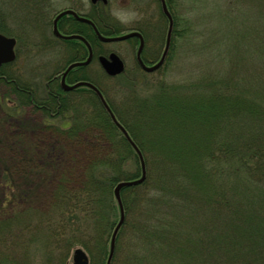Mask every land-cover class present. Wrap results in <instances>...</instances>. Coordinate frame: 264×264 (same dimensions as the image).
<instances>
[{
	"label": "trees",
	"instance_id": "obj_1",
	"mask_svg": "<svg viewBox=\"0 0 264 264\" xmlns=\"http://www.w3.org/2000/svg\"><path fill=\"white\" fill-rule=\"evenodd\" d=\"M165 2L172 17L167 63L190 28L178 1ZM238 11L219 13L218 20L232 19L229 37L209 51L229 69L199 76L182 95L159 84L161 96H138L136 79L121 74L129 91L119 111L87 78L142 158L90 88L71 96L83 97L78 105L56 78L38 85L23 82L10 64L0 67V264H29L31 247L40 264H69L76 247L88 264H106L120 218L113 190L140 178L141 159L144 179L120 189L124 219L109 264H264V0L247 5L246 15L259 21L254 32ZM87 14L100 33L121 32L99 6ZM75 26L94 55L105 53L83 24ZM141 31L147 45L150 33ZM65 42L73 57L87 54L77 39ZM148 49L144 59L155 57ZM25 107L44 111L37 121L22 119Z\"/></svg>",
	"mask_w": 264,
	"mask_h": 264
},
{
	"label": "rangeland",
	"instance_id": "obj_2",
	"mask_svg": "<svg viewBox=\"0 0 264 264\" xmlns=\"http://www.w3.org/2000/svg\"><path fill=\"white\" fill-rule=\"evenodd\" d=\"M77 1L55 0L56 4L54 10L61 7H76L79 11L88 13V9L90 8L89 0H80L82 4H80L79 7L76 6V4L78 5ZM108 1L106 16L108 19L116 23L118 22L110 15V10L114 6H133L137 9L140 13V18L127 25L118 23L120 25L119 31L125 32L133 28H144L146 32L150 33L151 37V39L149 38V40H147L145 48L148 46L149 52L155 54L154 56L156 57V55L162 51L167 24L163 16H161L157 1ZM176 1H178L177 6L174 5V7L178 16L187 18L186 24L190 29H187V33H185L184 37L179 38L176 41L167 63H164L159 69L149 74L144 73L141 69L137 68L135 61L136 43L133 38L105 43L99 39L88 22L78 21L72 17H70L71 25L68 26V28H62L63 33L61 31L60 33L65 36H80L89 44L85 35L75 31V22L83 24L86 27L85 31H88V33L90 32V38L94 42L99 41L102 43V49L106 52L105 55L112 51L121 58L125 65L124 71L121 74L133 79L135 78L137 81L138 85L136 86V90H133V93L138 94V96L155 95L159 97L161 95L157 85L161 84V88L165 89V92L176 97L177 95H182V91L186 89L190 84V81L196 80L199 76L210 75V77H212V75H218L220 77L222 71H227L229 69L227 63L210 57L213 54L209 51L219 44L218 40L225 36L226 39L229 37L228 31L230 27L227 24V21L232 19L227 20L225 18L226 22H223L218 20V15L219 13H222L226 16L228 14H226V12L229 11V8L233 10L235 9V5L237 6V10H239L238 12L242 15H246L247 5L254 4L256 0H175V2ZM47 2L45 0H0V19L3 23V34L7 36H15L17 40L15 46L16 59L14 63L10 65L11 67H9L8 70L15 72L23 82H38V85H42V83H45L49 77L51 78L56 75V73L58 74L63 68L66 69L69 64L74 62H84L87 58L85 55L73 57L72 52L66 47L67 43L64 40L56 39L57 36L53 34L51 27L53 9H49ZM255 15L256 13L246 15L251 21L249 24H246V28L252 32L260 27L258 25L259 21H257ZM237 16L238 21L241 20V16L238 14ZM82 17L89 19L96 30L100 33L89 16V18L87 16ZM146 21H148L151 26L146 25ZM218 26H221L220 30L216 34H213ZM160 30L163 32L162 38L160 36ZM100 34L105 35L102 33ZM72 39H77L84 44L83 40L79 37ZM89 46L92 49L90 44ZM246 57L247 53L244 55V58ZM68 72L69 78H67V81H65L64 78L65 84L73 85L76 82L83 80V77H86L85 79L90 81L87 78L91 77L102 87L113 106L119 111L122 110L123 105L120 99L122 95L123 97L125 95L128 96L129 90L127 85L124 84L121 74L109 77L106 76L95 58L88 63L71 67L66 74ZM143 73L147 75H143ZM58 87L66 93L68 97H71L73 94L79 95L78 93L80 91H76L81 85L72 89H64L62 85H59ZM1 91H5L4 88H2ZM75 97V100L72 97L70 98V100L72 99L71 102L78 103L79 101L84 100L83 97ZM69 103L70 101L67 104ZM70 104V107L75 105L74 103ZM40 105L45 106L44 103ZM90 105L91 104L89 103L86 107H90ZM22 107H24V105H22ZM25 108L26 109L22 114V119H30L34 121H37L39 119V114L41 115V112L44 111L42 110L33 113L31 110H28L31 108ZM62 121L67 123L68 120L63 119ZM16 218L24 220L25 216L21 214ZM31 251L32 253L29 257V264H40V253L34 250L33 247H31L30 252ZM70 259L71 257H69V261ZM69 264H71V261Z\"/></svg>",
	"mask_w": 264,
	"mask_h": 264
},
{
	"label": "water",
	"instance_id": "obj_3",
	"mask_svg": "<svg viewBox=\"0 0 264 264\" xmlns=\"http://www.w3.org/2000/svg\"><path fill=\"white\" fill-rule=\"evenodd\" d=\"M92 2H95L97 0H91ZM102 2H106V0H101ZM160 2V6H161V10L162 13L164 14V16L167 18L168 20V26H167V30H166V34H165V40H164V46H163V50L162 53L159 57V59L151 64V65H146L144 64V62L142 61L141 57H140V53L143 47V39L141 34L138 31H130V32H126L120 35H115V36H105V35H101L96 28H94L97 36L99 37L100 40H102L103 42H111V41H119V40H124V39H128L131 38L133 36H137L139 38V43L136 49V59L139 63V65L142 67V69H144L147 72L150 71H154L155 69H157L159 66L162 65L164 58L166 56V53L168 51V47H169V43H170V32H171V26H172V18L170 15V12L167 9L165 0H159ZM64 13H70L72 14L74 17H76L78 20L80 21H85L88 23H91V21L85 17L79 16L77 15L73 10L67 9L61 13H59L58 15H56V17L53 19V25H52V30L53 33L56 36H60L63 38H76L79 37L81 38V40H83V42L85 43V45L88 48V56L86 58V60L84 62H74L72 64H69L66 69L64 70V72L62 73L61 77H60V83L62 85V87L64 89H72L76 86H87L89 88H91L92 90H94V92L96 93V95L98 96L99 100L101 101V103L103 104L104 108L106 109V111L108 112L110 118L112 119V121L115 123V125L121 130V132L124 134V136L126 137V139L131 143V145L133 146V148L138 152V154L141 156L142 155L139 151V149L137 148L136 144L133 142V140L130 138V136L128 135V133L126 132L125 128L120 124V122L116 119V117L114 116L112 110L110 109V107L108 106L107 102L105 101L102 93L100 92V90L90 81H86V80H81L76 82L73 85H67L65 84L64 78L66 75V72L73 66H77V65H81L84 63H88L91 59V49L89 44L80 36L77 35H70V36H65L62 35L57 28L56 22L57 19ZM15 43V39L13 37H7L4 36L0 33V65L2 63H6L9 62L11 60L14 59L15 55H14V51H13V46ZM98 61L101 65V67L103 68V70L105 71V73H107L110 76H114L116 74H119L123 71L124 69V65L123 62L121 60V58L115 53V52H110L107 56L105 55H99L98 56ZM141 168H142V174L140 176V178L134 179V180H120L119 182H117V184L114 187L113 193H114V197L117 201V204L119 206L120 209V218L118 220V222L116 223L111 237H110V244H109V252H108V257L106 260V264L110 263V259L112 257L113 254V249H114V241H115V235L116 232L118 230V228L120 227L123 219H124V212H123V207H122V203H121V197H120V189L123 186H129V185H133L136 183L141 182L144 179L145 176V166H144V162L141 159ZM72 264H88V257L86 255V253L84 252V250H82L81 248H75L72 252Z\"/></svg>",
	"mask_w": 264,
	"mask_h": 264
},
{
	"label": "flooded vegetation",
	"instance_id": "obj_4",
	"mask_svg": "<svg viewBox=\"0 0 264 264\" xmlns=\"http://www.w3.org/2000/svg\"><path fill=\"white\" fill-rule=\"evenodd\" d=\"M46 2H47V4H48V6H49V9L51 8V9H53L52 11H53V17H52V20H51V26H52V21H53V19H54V17L58 14V13H60V12H62V11H64V10H66V9H72L73 11H75V13L77 14V15H80V16H87L88 17V14L87 13H84V12H81V11H79V9H77L76 7H61V8H58V9H55L54 10V8H55V4H56V2H55V0H45ZM77 1V0H76ZM78 2V5L76 4V6H78L79 7V5L80 4H82L81 3V1L80 0H78L77 1ZM89 2H90V0H89ZM42 3H43V1H42ZM97 3H95V4H93V3H91L90 2V8L88 9L89 11H91L92 10V5H96ZM107 7H108V4H106V5H102V6H100V10L102 11V10H104V11H106L107 10ZM70 17H72V18H74V19H76V20H78L76 17H74L72 14H70V13H64V14H62L58 19H57V22H56V25H57V28H58V30L59 31H61L62 33H63V30H62V28L63 29H65V28H68V26H70L71 25V20H70ZM89 18V17H88ZM79 21V20H78ZM90 25V24H89ZM91 26V25H90ZM91 28H92V30L94 31V28L91 26ZM138 31H140V33H141V35H142V37H143V39H144V46H145V38H144V34H143V32L140 30V29H137ZM133 40L135 41V43H136V46L138 45V43H139V38L136 36V37H134L133 38ZM144 46H143V48H142V53H141V58H142V60H143V56H142V54H143V50H144ZM92 50V54H91V60L93 59V55H94V51H93V49H91ZM161 53V52H160ZM160 53L158 54V55H156V57H154L153 59H148L147 61L146 60H143L146 64L148 63V64H150L151 62H153V61H156V59H158V57L160 56ZM87 55H85V57H86ZM91 63V62H90ZM89 63V64H90ZM63 70H64V68H63ZM63 70H61L58 74L56 73V75H54L53 76V78H56V79H60V74L63 72ZM67 78H69V72L65 75V81H67Z\"/></svg>",
	"mask_w": 264,
	"mask_h": 264
},
{
	"label": "clouds",
	"instance_id": "obj_5",
	"mask_svg": "<svg viewBox=\"0 0 264 264\" xmlns=\"http://www.w3.org/2000/svg\"><path fill=\"white\" fill-rule=\"evenodd\" d=\"M110 15L122 25H127L140 18V13L133 6L113 7Z\"/></svg>",
	"mask_w": 264,
	"mask_h": 264
}]
</instances>
